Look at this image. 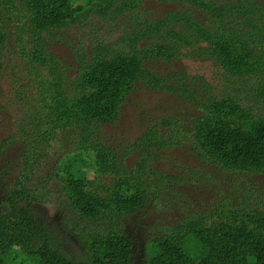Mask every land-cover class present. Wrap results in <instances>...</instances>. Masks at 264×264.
<instances>
[{"label": "trees", "instance_id": "16d2710c", "mask_svg": "<svg viewBox=\"0 0 264 264\" xmlns=\"http://www.w3.org/2000/svg\"><path fill=\"white\" fill-rule=\"evenodd\" d=\"M153 1L179 2L191 12L155 20L142 9ZM97 18L114 24L123 19L132 29L116 40L110 32L100 38L93 31L95 41L79 54L71 78L49 51L50 42L72 25L95 29ZM178 58L213 60L227 85L220 94L204 85L203 115L190 131L198 157L235 174H264V0H88L86 5L0 0V94L9 66L22 67L36 91L17 96L27 113L7 143L22 145V152L12 162L15 166L0 170V178L14 175L0 199V264H10L17 249L29 264H264L261 199L248 210L220 207L208 219L174 226L150 242L139 262L132 239L118 226L124 215L156 203L158 183L149 185L147 170L155 151L171 144L151 129L120 152L101 140L102 130L118 123L137 83L153 89L164 84L147 69L148 61ZM140 149L137 163L129 168L127 159ZM80 151L95 154L98 170L111 178L109 185L93 186L77 169L85 160ZM51 154H70L63 169L58 168L66 178L62 188L67 216L73 212L76 225L81 220L109 223L108 231L93 241L95 253L79 261L56 246L52 231L36 217L34 206L50 204L53 198L47 185L61 178L58 173L40 177L38 166Z\"/></svg>", "mask_w": 264, "mask_h": 264}, {"label": "rangeland", "instance_id": "374dc122", "mask_svg": "<svg viewBox=\"0 0 264 264\" xmlns=\"http://www.w3.org/2000/svg\"><path fill=\"white\" fill-rule=\"evenodd\" d=\"M72 2L75 5H86L88 0ZM142 9L149 13L148 17L153 16L155 20L175 13L191 12V9L179 2L153 1L144 4ZM95 23V29L72 25L59 32V39L50 42L49 51L59 60L63 71H69L68 76L71 78L76 75L79 54L89 49L88 43L95 41L91 38L94 36L93 31L100 38H106L105 33L110 32L112 39L116 40L132 29L123 19L114 24L111 21L104 23L97 18ZM12 65L18 64L13 62ZM146 67L156 77L164 79V84L153 89L148 83H137L136 90L127 97L122 106L118 123L103 129L101 134L103 142L106 140L111 147L120 149V152L135 144L151 129L163 133L171 144L168 148L155 151L156 157L153 158L151 168L147 170L149 185L158 183L156 203L147 202L143 210L124 215L118 220V226L133 241L136 262L147 256L150 242L182 222L208 219L220 207L248 210L257 199L264 201V174H235L210 166L198 157L190 141L194 122L203 115L200 104L207 100L204 85H211L216 94L224 92L227 86L214 61L209 58H178L171 61L154 59L148 61ZM22 69L19 66H9L1 81L0 147L3 146L4 150L0 154V170L5 165L15 166L12 162L17 161L22 152V145L12 146L7 143L17 133L20 122L27 113L17 96L19 93L21 96L36 93ZM140 151L141 149L127 159L129 168L137 163ZM52 155L48 162L38 166L41 168L40 177L57 176L58 173L61 178L47 185L53 192V198L50 204L34 206L36 217L45 230L52 231L56 246L72 259L79 261L95 253L93 241L98 234L108 231L109 223L107 220L98 223L81 220L76 225L77 217L73 212L67 216L62 188V179L66 178L63 173L58 172V168L63 169L67 163V155ZM79 155L85 160L77 164V169L85 173L93 186L111 183L108 174L98 170L93 152L80 151ZM165 176L176 179H165ZM13 177L14 175L7 179L0 178V199L5 198L13 183ZM190 245L197 247L195 241H191ZM13 257L15 258L10 264L30 263L25 262L26 256L19 249L13 251Z\"/></svg>", "mask_w": 264, "mask_h": 264}]
</instances>
